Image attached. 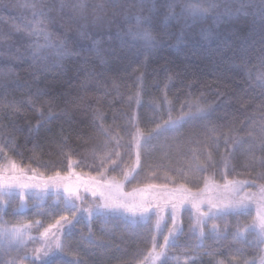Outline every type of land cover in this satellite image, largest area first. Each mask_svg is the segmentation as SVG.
Segmentation results:
<instances>
[{
  "label": "snow or ice",
  "instance_id": "1",
  "mask_svg": "<svg viewBox=\"0 0 264 264\" xmlns=\"http://www.w3.org/2000/svg\"><path fill=\"white\" fill-rule=\"evenodd\" d=\"M0 6V264H264V0Z\"/></svg>",
  "mask_w": 264,
  "mask_h": 264
},
{
  "label": "trees",
  "instance_id": "2",
  "mask_svg": "<svg viewBox=\"0 0 264 264\" xmlns=\"http://www.w3.org/2000/svg\"><path fill=\"white\" fill-rule=\"evenodd\" d=\"M3 2L4 3H10V4H12V3H17V0H3ZM20 2H23V0H20ZM26 15H30V13L27 12L26 9L18 8V9L14 10V11H8V10L4 9L2 6H0V17H13V18H15L16 22L19 23V22H21L22 18L24 16H26ZM10 22L11 21H9V22L6 23L4 19H0V32H7V31H9V23ZM148 79L151 80V76H149ZM152 92L154 94H158V93H156V90L155 89H153ZM169 95L171 96V93ZM145 101H147V96H145ZM115 106L117 108H120L121 107V104L119 102H117ZM146 110H147V107L142 108L141 109V113L144 114ZM21 142H22V138H21ZM30 147H31V144H29V148ZM28 154L29 153H25V156H27ZM17 159H18V157H17ZM44 159L46 161L48 159V157L45 156ZM24 162L25 163H28L27 160H25ZM65 165H66V161H65ZM77 171H80V169H77ZM129 188H130V186H129ZM27 215L28 216H31L32 213L29 212V213H27ZM7 218L11 219L12 217H7ZM133 247H134V245H133Z\"/></svg>",
  "mask_w": 264,
  "mask_h": 264
}]
</instances>
